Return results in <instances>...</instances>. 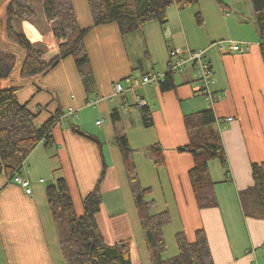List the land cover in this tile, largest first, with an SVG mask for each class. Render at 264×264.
Segmentation results:
<instances>
[{
	"label": "crops",
	"instance_id": "crops-1",
	"mask_svg": "<svg viewBox=\"0 0 264 264\" xmlns=\"http://www.w3.org/2000/svg\"><path fill=\"white\" fill-rule=\"evenodd\" d=\"M72 2L80 26L92 27L88 1ZM187 6L169 7L165 23L152 20L128 35L117 22L93 27L85 38L93 75L91 93L72 55L19 89L20 102L38 111V126L59 108L74 113L56 124L51 146L42 141L25 160L20 172L32 181V194L0 175V256L4 264H65L46 187L65 178L81 216L83 200L104 169V203L97 220L99 226L102 219L112 229L117 227L114 238L106 242L113 245L130 239L132 263L152 264L123 156L114 142L116 124L111 114L115 108L121 117L118 127L135 149L140 181L150 188L148 197L155 201L151 212L170 214L171 221L163 228L165 240H175L178 232L185 231L194 241L196 232L204 229L214 264H264V219L245 215L239 195L254 183L252 164L264 161V45L256 14L251 0H200L191 11ZM48 39L58 48L53 33ZM233 42L243 51H233ZM173 49L203 52L212 69L210 90L217 95L215 103L197 90L192 65L173 74L175 89L163 91L158 84H146L135 92L111 97L116 82L129 75L166 72ZM135 93L147 101L151 126L143 123ZM209 107L220 121L227 167L219 158L210 161L218 205L201 208L189 174L194 157L179 148L189 144L185 115ZM87 135L98 137L104 145ZM154 144L163 148L162 164L144 153ZM171 247L166 259L178 254V245Z\"/></svg>",
	"mask_w": 264,
	"mask_h": 264
},
{
	"label": "trees",
	"instance_id": "trees-1",
	"mask_svg": "<svg viewBox=\"0 0 264 264\" xmlns=\"http://www.w3.org/2000/svg\"><path fill=\"white\" fill-rule=\"evenodd\" d=\"M30 1L8 0L2 6L5 9V30L8 39L0 33V81L12 79V82L9 87L0 88V175L5 174L9 178H12L15 172L21 171L25 160L42 141L47 147L53 144V129L65 113L59 108L38 126V111L36 113L28 107V103L20 102L17 96L19 89L34 78L49 72L61 59L72 55L86 91L91 93L89 83L93 75L85 38L93 27L117 22L121 32L128 34L152 20L165 23L167 11L172 5L183 7L196 4L200 0H87L94 19L93 26L87 28L80 26L72 0H43L44 12L51 23L52 33L59 48V53L50 60L45 58L44 50L34 46L25 32L17 29L19 25L16 22L35 16ZM251 2L256 14L257 30L264 45V0ZM172 76L168 74L167 80L161 83L163 91L176 88ZM140 108L144 125L151 126L153 120L150 108ZM111 116L116 124L114 142L123 156L152 264H214L204 229L196 232L194 241L188 239L185 231L178 232V254L165 258L167 245L163 228L171 221L170 214L168 211L157 214L151 212L155 201L148 198L151 190L144 187L140 181L134 149L126 134L118 127L120 113L115 108ZM184 120L189 144L180 147L179 151L190 152L194 157L195 164L189 174L195 197L201 208L215 207L218 205V199L215 181L210 176L209 163L212 159L219 158L227 167L220 121L212 107L187 114ZM87 137L99 142L94 136ZM145 154L152 157L156 164H162L164 161L160 144L150 146ZM252 172L253 185L239 193L241 205L245 215L264 219V161L253 163ZM104 177L105 169L94 190L84 198V213L81 216L76 213L65 178L58 179L46 187L65 264H133L131 240L108 244L99 226L97 214L104 203L101 191Z\"/></svg>",
	"mask_w": 264,
	"mask_h": 264
},
{
	"label": "built area",
	"instance_id": "built-area-1",
	"mask_svg": "<svg viewBox=\"0 0 264 264\" xmlns=\"http://www.w3.org/2000/svg\"><path fill=\"white\" fill-rule=\"evenodd\" d=\"M231 49L233 51L242 52L243 49L238 43L233 42L231 45ZM188 65H192L197 73V81L198 87L197 90L203 94L211 104L215 103L217 100V95L210 90L211 84V75L212 69L210 64L203 56V52L200 50L196 51H188L187 53H183L179 50L173 49L170 52V60L168 62L167 71L164 73H149L144 74L142 76L138 75H129L125 77L123 80L116 82L114 86V91L112 94V98L126 92L127 90L136 91V89L142 85H153L165 82L167 80L168 74H175L183 71ZM135 105L139 107L148 106L145 98L135 93L134 96ZM97 101L94 100L90 104H95ZM74 112L69 110V112H65L61 119H63L67 114H73ZM234 118H228L229 121ZM102 121H97V124H101ZM24 165V163H23ZM22 165V166H23ZM16 184L21 186L27 194L33 193V183L32 181L24 176L20 172H15L11 178ZM43 181V180H42Z\"/></svg>",
	"mask_w": 264,
	"mask_h": 264
},
{
	"label": "rangeland",
	"instance_id": "rangeland-1",
	"mask_svg": "<svg viewBox=\"0 0 264 264\" xmlns=\"http://www.w3.org/2000/svg\"><path fill=\"white\" fill-rule=\"evenodd\" d=\"M29 4L34 9L35 16L29 17L26 20L18 22V23L16 22V24L19 25L17 27V29L19 31L22 30L23 32H25L29 36V38L31 39L34 46L36 48H40V49L44 50L45 51V58L47 60L48 59L50 60L59 53V48H53L54 47L53 40L48 39V37H50L52 35V28H51V23L47 20L45 12H44L43 0H31L29 2ZM172 6L177 7L176 5H172ZM187 7H190V8H188V11H191V9L192 10L196 9V7H194L192 5L191 6L188 5ZM195 15H196V13H195ZM5 20H6L5 9H4V7H2L0 9V33H2L3 36H5V38L8 39L7 35H6V30H5ZM38 37H40V39H38ZM17 73H18V71L15 72V74H17ZM11 80H9V79L1 80L0 81V88L9 87V85H11V82H12ZM97 138L98 137H96V139ZM97 140H99V139H97ZM99 143L102 146L104 145L102 143V141H100V140H99ZM144 153H145V151H144ZM134 154H135V149H134ZM101 186H102V184H101ZM150 194H151V191L149 192V195ZM118 206L119 207L121 206L120 203L118 204ZM122 208H123L122 210L125 209V207H122ZM119 210H121V208H119ZM100 223H101L100 228H101L102 234L105 238V241L112 240L114 238V235H115L114 233H117V227H115L116 230L112 229L109 222H106L105 220L103 221L102 219L100 220ZM129 240L130 239H128L126 241H129ZM165 241H166L168 252L172 250L171 246H173L174 248H177L176 239L174 240V238H173V240H165ZM117 242H121V241H117ZM167 250L165 253H167ZM4 262L5 261H4L3 257L0 256V264H4Z\"/></svg>",
	"mask_w": 264,
	"mask_h": 264
},
{
	"label": "water",
	"instance_id": "water-1",
	"mask_svg": "<svg viewBox=\"0 0 264 264\" xmlns=\"http://www.w3.org/2000/svg\"><path fill=\"white\" fill-rule=\"evenodd\" d=\"M8 0H0V9Z\"/></svg>",
	"mask_w": 264,
	"mask_h": 264
}]
</instances>
